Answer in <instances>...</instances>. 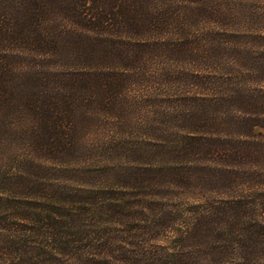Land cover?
<instances>
[{"label": "rangeland", "instance_id": "374dc122", "mask_svg": "<svg viewBox=\"0 0 264 264\" xmlns=\"http://www.w3.org/2000/svg\"><path fill=\"white\" fill-rule=\"evenodd\" d=\"M199 1L158 0L163 3H159L162 13L170 6L172 21L165 22L156 39L170 46L172 58L167 53H152L158 47L151 45V53L143 52L138 64L152 58L144 71L136 70L143 66H132L137 63L131 60L124 70L117 68L119 63L100 59L92 64L81 62L74 70L68 63L57 69L67 76L48 79L44 90L31 89L34 83L27 78L34 68L25 70L29 74L19 82L28 91L25 93L49 91L54 98L50 103H59L65 111L56 128L48 125L51 131L41 130L42 124L31 116L34 96L29 99L26 95V104L21 103L24 98L13 96L17 112L0 113V264H23L16 256L12 262L13 251L27 247L36 251L25 253L27 259L44 264L57 259L49 264H64L66 259L55 255L66 235L78 242L71 248L74 257L77 247L82 253H94L96 247L119 241L137 245V253L158 257L176 237L174 231L181 229L193 204L225 203L231 199L226 198L229 189L240 192L250 185V178L253 181L264 174L263 167L246 160L235 164V172L244 175L227 190L210 183L185 194L169 184L170 173H184L182 169L190 167L182 157V143L189 136L187 119L192 114L187 99L175 95L177 89L184 82L186 87L190 78L196 99L204 98L201 82L226 79L220 93L228 103L220 110L223 124L218 129H223L222 140L237 142L228 124V118L238 116L234 98L239 101L243 90L249 93L256 87V82L251 86L253 81L264 80V0ZM201 4L206 5L204 9ZM239 35L244 37L245 47L237 41ZM246 54L252 60L243 89L240 79L232 78L244 72ZM89 73L95 76L91 82L84 79ZM92 85H100L105 94L91 91ZM46 109L50 111L46 121L58 119L50 104ZM208 168L215 170L217 165ZM160 208L171 211L172 220L165 230L146 231L161 216ZM65 219L74 220L71 226L75 229H65ZM56 239L58 243H54ZM219 241L221 246L222 240L213 235L208 247H219ZM115 247L117 244L110 249ZM105 255L114 257L110 251ZM202 264L212 262L205 259Z\"/></svg>", "mask_w": 264, "mask_h": 264}, {"label": "trees", "instance_id": "16d2710c", "mask_svg": "<svg viewBox=\"0 0 264 264\" xmlns=\"http://www.w3.org/2000/svg\"><path fill=\"white\" fill-rule=\"evenodd\" d=\"M206 1L200 0L198 3ZM180 2L185 4V0ZM159 3L163 4L158 0H0V113L17 112L14 102H11L13 96L24 98L21 103H27L28 91L20 87L19 82L28 76L29 73L25 70L29 68H34L27 78L34 83L31 89L37 87L45 90L42 86L48 79L61 80L67 76H61L57 71L60 65L69 63L74 70L81 62L92 64L100 59L104 63H119L117 68L124 70L131 60L132 64L137 63L132 66H143L136 70L144 71L146 66H150L152 58L142 65L138 64L143 59V52L151 53V45L158 47L152 53L159 56L167 53L172 58L170 46L156 39L160 38L159 32L164 29L163 25L172 21L170 6L164 14L159 10ZM204 6L206 5L203 4L202 9ZM237 41H241L239 43L245 47L244 37L239 35ZM246 55L247 60L243 61L245 67L242 69L244 72L242 75L237 73L232 78H239V88L243 89L246 86V74L250 72L248 63L252 60V57ZM72 72L69 73L70 76ZM83 75L78 78L82 79ZM94 77V74L89 73L84 79L91 82ZM100 77L108 80L106 75ZM73 79L76 81L75 77ZM186 81L189 84L184 87V82L175 95L187 99L185 101L192 114L187 119L189 128H186V132L189 136L182 143V157L186 161L185 165L190 167L182 169L184 173H170L169 184H175V188L185 194L200 184L205 189L210 183L227 190L236 183L238 176L242 178L244 175L235 172V164L250 160L249 162L256 163L264 170V80L253 83L248 81L251 86L256 82V87H251L249 93L243 90L245 94L241 93L239 101L236 102L237 97L234 98L238 116L228 118V124L231 126L232 136L235 134L238 137L237 142L222 140L221 137L225 136L220 135L223 129H218L223 124V120L219 119L220 110L224 103H228L227 100H222L224 94L220 93L226 79L218 77L219 82L210 84L201 82L206 100L205 97L196 99L190 78ZM100 88V85H92L91 91L105 94ZM185 93L191 96L184 97ZM31 94L28 95L29 99L32 96L36 99L32 101L31 116L42 124L41 130H50L49 124L56 128L65 110L59 108V103H50L54 98L49 91L34 90ZM71 100H74L73 96ZM49 104L58 117L57 120L50 118L46 121V114L50 112L46 106ZM29 107L30 105L28 110L31 111ZM211 164L217 165V169L208 168ZM229 192L226 198L231 199L224 201L225 203L215 206L210 203L193 204L188 209L190 215L187 214L181 229L174 231L176 237L171 239L168 247L161 249L158 257L137 253V245L124 241L108 247H96L93 249L94 253H91L92 250L82 253V248L77 247L74 257L71 248L78 242L69 235L64 240L60 239L61 246H57L55 256L66 259L64 264H148L150 260L153 264H202L205 259L212 264H264V201L260 202L262 195L264 198V174L253 181L250 178V185H246L240 192L235 191L234 187ZM237 193L239 194L235 197ZM221 194L225 197V194ZM160 211L161 216L151 222L152 225H147L146 231L154 229L155 232H160L166 229L165 224L172 220L171 211H165L164 208H160ZM256 213L259 215L256 216ZM74 222L65 219L64 228L75 229L71 226ZM213 235L222 240L221 246L219 241V247H208ZM135 238L136 236L132 237L133 240ZM54 243H58L57 239ZM116 244L117 247L110 249ZM27 249L28 247L24 251L16 250V253L13 251L12 262H15L16 256L17 260H23V264H44L39 260L27 259L25 253L36 252L34 249ZM108 251L114 257L105 255ZM49 253L52 254V251ZM115 253L119 256H115ZM54 260H47L46 264Z\"/></svg>", "mask_w": 264, "mask_h": 264}]
</instances>
